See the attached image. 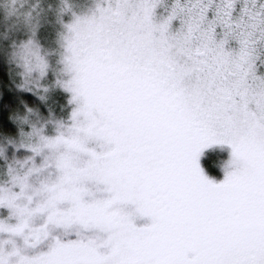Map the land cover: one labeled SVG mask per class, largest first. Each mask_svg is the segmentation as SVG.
<instances>
[{"label": "snow or ice", "instance_id": "obj_1", "mask_svg": "<svg viewBox=\"0 0 264 264\" xmlns=\"http://www.w3.org/2000/svg\"><path fill=\"white\" fill-rule=\"evenodd\" d=\"M0 264H264V0H0Z\"/></svg>", "mask_w": 264, "mask_h": 264}]
</instances>
